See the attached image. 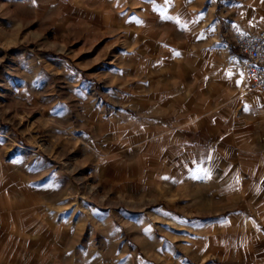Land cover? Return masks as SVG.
Here are the masks:
<instances>
[{
    "label": "rangeland",
    "instance_id": "obj_1",
    "mask_svg": "<svg viewBox=\"0 0 264 264\" xmlns=\"http://www.w3.org/2000/svg\"><path fill=\"white\" fill-rule=\"evenodd\" d=\"M157 6L182 23L153 17ZM262 23L256 0H0V209L20 205L13 218L23 234L62 238L67 252L58 264H222L210 259L208 223L237 214L264 233L256 219L264 214V189L259 207L249 173L239 184L247 194L232 198L236 207L207 213L206 167L185 161L226 154L223 135L195 134L189 146L157 148L154 124L184 112L180 103L141 98L158 91L153 79L170 62L155 54V37L128 41L125 33L173 27L175 37L197 46V57L223 47L240 61L232 29L250 33ZM132 48L137 62L127 54ZM211 87L201 112L210 107L225 121L231 103ZM224 134L241 153L235 130ZM134 141L146 145L143 154L130 150ZM119 146L123 156L102 153ZM231 224L213 228L212 245L234 257L226 264H264V240Z\"/></svg>",
    "mask_w": 264,
    "mask_h": 264
},
{
    "label": "crops",
    "instance_id": "obj_2",
    "mask_svg": "<svg viewBox=\"0 0 264 264\" xmlns=\"http://www.w3.org/2000/svg\"><path fill=\"white\" fill-rule=\"evenodd\" d=\"M256 8L257 14L264 17L263 0H256ZM153 12L155 13H153V17L159 16L167 24L182 23L181 19L171 13H167L161 6H157ZM262 24L264 26V23ZM176 25L178 26V24ZM253 28H256V26L254 25ZM250 32H253V30ZM125 34L128 41L136 39L138 42H146L148 40L151 41V37H155L153 40L156 49L155 54L157 53L162 57L160 59L162 62L165 60L170 62L169 66L166 67L168 70H158L156 72L157 76L153 79L156 85H161L157 87L158 91L154 94L151 92L145 93L141 97L150 104L164 102L180 103L182 105L181 108L184 113L175 115L174 111L173 121H170V114H166L161 116L163 121H158L154 124L159 129L154 134V136L158 137L157 148L189 146L188 142H190L191 135L195 134L215 133L223 135V138H220L225 141L222 145L226 154L217 157H207L204 159V163L195 159L187 160V162L189 161L188 163L185 161L188 166L204 165L206 167L207 213L224 211L229 204L236 207L237 203L234 204L232 198L246 193H244L243 188L239 184H241L242 178L247 179L249 177V173L251 174L250 177L257 179L249 191L258 199L259 194L264 189V182L260 185L261 180L264 181V154H257L259 149L264 151V94H257L255 91L250 90L245 92L242 90V86L240 87L242 80L240 66L243 57L238 53L235 46L232 44L238 55L242 57L240 61L228 59L230 57L228 50L223 47L219 50L216 48L209 50L210 55L207 58L203 56L197 57V46L188 45L184 38L175 37L173 27L169 30L155 27L152 28L149 34L137 33L132 28H129ZM165 38L167 42H162V39ZM189 38L196 40V36L193 35H189ZM137 47L139 48L140 44ZM135 49L132 48L127 54L137 62L141 55L139 56L140 52ZM226 65L230 66L232 71H226ZM208 86H212L211 88L217 91V94L214 93V95L220 96L222 93L224 95L223 98L231 103L227 115H224L225 119H223L225 121L218 120L216 118L217 111L210 112L212 109L207 107L208 105H206L207 109L205 108L201 112V105L204 107L208 103L207 98L213 95L209 94L210 88ZM195 103L196 105L198 104V107L193 105ZM225 127H231L232 130H235L236 141L240 142V147L243 148L241 153V150L238 151V155L234 154L232 143H228L224 134ZM180 138H183L182 141ZM256 139L260 141H256ZM133 143V145H130V150L143 154V148H147L145 147L146 145L138 146V141ZM254 151L256 152L254 153ZM112 152L121 156L127 153L121 146L112 150L106 149L102 153L104 156H108ZM244 161L250 162L251 167L247 171L239 166ZM114 162L122 163L120 160ZM174 165L176 166L178 163L175 162L170 167ZM108 168H110L111 172L114 171V165ZM177 178L178 176L176 175L173 179L176 181ZM261 203L262 200L258 203L259 207L263 206ZM26 205H28L29 209H34L36 206L31 201L27 202ZM19 206L10 202L0 209V264H58L60 255L67 252L64 251L65 243L62 238L61 240L58 236L39 238L29 233H21L19 221H15L13 218ZM256 219L264 228V214L256 213ZM249 220L250 222L243 219V216L231 214L218 224L209 222L210 259L215 258L216 261L226 264V262L230 263L234 258L227 248L220 249L212 245L215 241L213 236L214 227H219L222 230L228 225H232L231 223H236V225L251 228L255 232L256 238L264 240L263 229L257 227L250 217ZM262 244L263 250L264 243ZM210 262L215 264L213 260H210Z\"/></svg>",
    "mask_w": 264,
    "mask_h": 264
},
{
    "label": "built area",
    "instance_id": "obj_3",
    "mask_svg": "<svg viewBox=\"0 0 264 264\" xmlns=\"http://www.w3.org/2000/svg\"><path fill=\"white\" fill-rule=\"evenodd\" d=\"M230 41L243 57L242 84L250 91L264 94V30L249 33L234 28Z\"/></svg>",
    "mask_w": 264,
    "mask_h": 264
},
{
    "label": "bare ground",
    "instance_id": "obj_4",
    "mask_svg": "<svg viewBox=\"0 0 264 264\" xmlns=\"http://www.w3.org/2000/svg\"><path fill=\"white\" fill-rule=\"evenodd\" d=\"M264 29H261L260 31H262ZM253 32H256V31H253ZM245 91H248V89H246L245 87H242Z\"/></svg>",
    "mask_w": 264,
    "mask_h": 264
}]
</instances>
